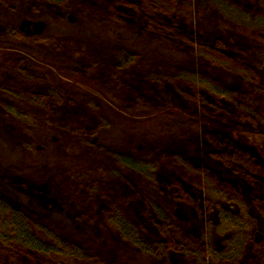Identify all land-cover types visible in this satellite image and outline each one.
Returning <instances> with one entry per match:
<instances>
[{
	"label": "trees",
	"instance_id": "16d2710c",
	"mask_svg": "<svg viewBox=\"0 0 264 264\" xmlns=\"http://www.w3.org/2000/svg\"><path fill=\"white\" fill-rule=\"evenodd\" d=\"M1 46L72 67L128 113L153 114L170 97L219 127L167 116L148 128L115 125L96 97L59 85L51 70L24 55L0 59V139L20 156L0 159V264H163L170 237L179 244L167 203L198 223L205 186L258 211L247 261L264 264L263 162L223 131L264 128V0H0ZM107 176L111 190L98 192ZM219 215L238 228L237 213ZM107 233L109 257L96 251ZM235 237L214 254L221 264H241ZM188 239L183 254L170 250L179 264L198 256Z\"/></svg>",
	"mask_w": 264,
	"mask_h": 264
},
{
	"label": "rangeland",
	"instance_id": "374dc122",
	"mask_svg": "<svg viewBox=\"0 0 264 264\" xmlns=\"http://www.w3.org/2000/svg\"><path fill=\"white\" fill-rule=\"evenodd\" d=\"M189 1H191L193 5L197 3V0ZM55 28L61 29L59 26ZM15 54L24 55L30 68H37L39 70H51L56 78V82L59 85L75 87L85 95L90 94L96 97V99L101 102V107L105 111L107 110L115 125H118L120 123H128L131 124V126L148 128L152 124H158L156 122L161 121L162 119H164V117L167 116L168 121H171L175 125L181 122H196L198 120V123L196 122L197 124H189L193 125L194 128L202 127L204 125L213 127L212 129L219 127L218 123L215 120H211L209 117H202V113L199 114L198 112V116L197 114L192 115L191 113H184L180 109H177L176 107H174V104H172L170 97L165 107L153 114L140 116L128 113L108 100L106 95L102 91H100V89H98L93 82L81 78L72 70V67L68 65L39 61L34 56L13 47H0V59ZM258 69L259 76L264 83V61L258 66ZM233 82L234 81H232V83ZM194 108L195 110H197L199 107L195 106ZM214 108H216L217 111V106ZM160 124L161 123H159L158 125ZM223 131L226 132V134H228L232 139L236 140L242 148H245L250 153L254 154L261 162H263L264 166V128L258 130L247 128L240 131L225 128ZM117 136L118 134L115 132L108 133V136L105 137V139L107 140V142H112ZM194 137H198L200 140H203V135L201 133L194 135ZM190 148H195V146L190 145ZM197 148L201 150V147H198V144ZM200 154L201 156L203 155L202 151L200 152ZM19 158L20 156L18 151L16 149H8L5 143L0 139V159L6 160L11 163L18 160ZM228 172L227 176L225 177L226 179H230ZM95 177L98 178L97 175ZM91 179L92 176H88L83 180V184L80 188L82 192L85 188L91 185ZM109 179L110 178L108 176L106 181H103L102 178L99 179V181L97 182V186H100L98 187V192H102L103 190H111V183L114 182H108ZM199 203L201 205V220L199 219L200 222L198 221V223L196 221H192L191 218V221H189V219L186 217V210L180 211L178 207H173L172 203H167L168 211L172 210V208L174 209L173 213H175L174 217L176 219L173 217L168 218L170 220L172 219L178 222V230L176 234L177 237L175 236V239H178L179 244L174 242V238L170 237L169 246L167 247L170 249H165V252L167 253V262L163 260V257L165 256H159L165 262L163 264H179V262L176 260L177 256H174L170 252V250L174 251L177 254H183L184 252L182 251L183 249H185V247H183L184 238H186L187 235L189 236L188 240H197L201 248L199 247V249L196 250L198 253L197 257L186 258V256H184V264H221L220 259H218L217 257H219L220 253L222 254L228 251L231 245V237L233 235L236 236L235 238L237 240L244 241L241 244L239 250L243 255L241 264H248L247 258L249 257L251 242L260 239V230L262 228V225L259 224L260 220H257L259 218V215L257 213L258 211H256L254 206L247 204H237L230 199H225L223 193L215 190L213 192L207 186H205L201 191V198L199 200ZM129 206H132L135 209L138 208V206L132 205L131 202L129 203ZM93 207L94 208H92L93 210L91 211L92 218H96V216H99L100 214V205L97 203V205H94ZM74 208L76 209V212L79 211L77 210V206ZM223 209H230L233 213L238 214L237 217L240 221V224L238 225V228L236 230L226 225H222L219 214ZM154 228L155 227H153V229ZM113 231L114 230H111V232ZM168 231L170 234H168V236H172L173 234H175L172 232V228ZM113 233L116 235L117 232L114 231ZM83 236L88 238L87 235ZM107 236L113 238L112 234L110 233L104 235L103 238L99 240L96 246V251H104L108 255L109 251L113 250L116 247V242L108 246L107 244H105L104 239ZM200 249H204L203 252ZM214 254L217 256H215L216 258L214 257ZM227 260V262L222 263L236 264L235 261H231L230 258ZM154 264H156L155 259Z\"/></svg>",
	"mask_w": 264,
	"mask_h": 264
}]
</instances>
